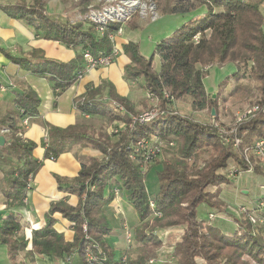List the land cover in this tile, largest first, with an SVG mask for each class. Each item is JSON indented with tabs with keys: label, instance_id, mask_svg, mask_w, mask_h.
<instances>
[{
	"label": "trees",
	"instance_id": "obj_1",
	"mask_svg": "<svg viewBox=\"0 0 264 264\" xmlns=\"http://www.w3.org/2000/svg\"><path fill=\"white\" fill-rule=\"evenodd\" d=\"M153 1L156 4L163 1L165 13L196 8L169 35L157 40L149 57L140 52L137 42L122 44V51L129 59L123 69L124 79L133 82L136 89L158 97L162 113L146 123H133L131 116L151 108L145 97L137 95L136 108L111 83L88 86L77 100L82 114L80 120L65 128L44 123L47 136L42 142L41 159L34 155L37 144L22 137L26 126L21 120L37 114L40 100L34 91L28 89L18 94L14 99L16 108L0 119V126L8 129L4 134L6 141L0 147V164L7 166L0 187L6 208L23 205L31 188L29 179L32 181L44 159H55L60 153L71 151L74 145L89 146L101 154L100 157L79 156L81 166L74 177L55 176L57 188L75 195L77 202L75 205H70L67 199L50 202L45 213L46 223L32 230L30 240L23 235L18 212L2 219L0 242L6 245L10 260H15L30 241L28 257L49 254L70 261L78 256L84 264H122L115 258V249L108 240L112 227L104 212L117 189L125 195L139 219L133 228L134 256L126 254L124 264H146L157 259L161 240L153 230L171 227L182 229L169 252L174 264H264V225L252 222L247 213L240 219L232 217L238 226L233 234L212 224L216 217L211 221L208 216L207 220L197 218L201 204L213 211L209 213L226 211L220 210L225 205L217 187L230 183L227 174L230 163L235 167L229 171L249 168L243 149L264 137V14L260 9L264 0ZM83 2L87 4L88 0ZM45 3L46 0H34L31 5L9 4L3 5L2 10L31 27L36 36L73 48L75 56L69 61H60L33 50L31 56L10 58L32 73L48 77L53 88L61 93L83 75L84 54L98 57L111 53L109 35L121 23L106 22L100 34L97 24L89 18L72 20L66 15L50 14L45 10ZM85 11L84 8L81 13ZM155 55L160 59L158 70L153 68ZM229 63L234 64L235 70L220 82L215 94L208 93L203 83L208 68ZM228 80L234 84L223 93ZM164 92L170 99L163 97ZM228 97L248 101L253 104L250 107L258 105L259 109H249L243 118L229 127L223 126V133L210 122L197 121L192 115L180 114L173 108V100L189 98L193 110L207 108L222 127L217 120L219 105ZM114 104L123 110H117ZM94 115L99 119L93 118ZM115 121L122 122L124 127L109 133L106 129ZM234 137L240 140L237 145L233 144ZM142 138H155L166 144L159 160L156 157L144 163L143 152L135 148V142ZM225 138H229L227 143ZM169 142L173 146H168ZM156 164L158 188L150 196L145 179L149 167ZM251 170L264 173L253 157ZM210 186L215 189H208ZM150 199L153 207L149 206ZM55 213L71 224V241H66L54 229ZM86 252L94 257L93 262L86 259Z\"/></svg>",
	"mask_w": 264,
	"mask_h": 264
},
{
	"label": "crops",
	"instance_id": "obj_2",
	"mask_svg": "<svg viewBox=\"0 0 264 264\" xmlns=\"http://www.w3.org/2000/svg\"><path fill=\"white\" fill-rule=\"evenodd\" d=\"M33 1L34 0H0V119L6 112L16 108L14 99L18 94L28 89L34 91L40 100L37 114L24 117L27 119L28 123L25 125L26 129L22 137L37 144L34 155L41 159L44 154L42 142L47 136L44 123L65 128L74 125L80 120L82 114L77 108V100L86 91L88 86L96 87L102 82L111 83L119 95L127 97L136 105V108H138V94L135 95L131 87V85L134 86V83H128L124 79L123 69L125 64L129 62V59L122 51V44L127 41L137 42L140 52L146 56L145 53L150 51L152 43L149 44L150 47H147L142 39V33L139 34V36L132 34V32H134L132 30L139 29V26H131L130 31L132 32L122 30L120 34L114 37L112 42V46L116 48L114 61L107 67L86 70L77 81L59 93L56 88H53V84L48 77L34 74L29 69L19 66L10 58V56H31L33 50L42 52L47 58L60 61H69L75 56L76 50L73 48L56 40L44 39L36 36L31 27L20 20L8 16L2 10L3 5L16 3L31 5ZM44 7L50 14L66 15L65 12L61 10L62 8L59 7L58 0H46ZM156 42L157 41H155V43ZM104 93H106V90ZM93 118L99 119L97 115H94ZM2 128L3 127L0 126V136L4 137V134L1 133ZM4 139L6 141L5 137ZM100 155L98 150L89 146L82 147L80 145H74L71 151L62 152L55 159H44L30 183L31 188L27 191L21 207L6 208L5 198L0 189V224L6 215L11 212H18L21 215L23 235L30 240L32 230L39 229L46 223L45 213L50 202L62 199H67L70 205H75L77 202V197L75 195L64 193L57 188L55 176L58 175L67 178L74 177L77 175L81 166L79 156L100 157ZM6 169L7 166L0 164V187L3 185L1 179ZM146 190L148 192L147 185ZM108 211L117 221V226H111L112 233L108 237L109 242L115 249V258L120 260L128 253L134 256L132 253V242L129 244L126 241L125 228H129V230L133 232V228L139 223L136 211L128 203L126 197L122 193L117 194L113 201L104 208L107 219L109 223H111L107 213ZM209 212L213 211L210 210ZM54 217L56 218L54 229L62 233L66 241H71L73 238L71 224L59 213H55ZM181 230L182 229L179 227H172V230H170L171 233L167 236L168 239L175 236V243L179 239ZM164 247L163 245L160 247L158 258L155 260L152 259V262H154L153 264L161 263V258L164 255L162 254ZM30 249L31 243L28 241L24 251H21L16 256L15 260L12 261L8 256L6 245L0 242V264H84L78 256L73 257L70 261L66 258H53L49 254L40 256L35 255L33 258L28 257L26 252ZM150 262L151 261H148L146 264H151Z\"/></svg>",
	"mask_w": 264,
	"mask_h": 264
},
{
	"label": "rangeland",
	"instance_id": "obj_3",
	"mask_svg": "<svg viewBox=\"0 0 264 264\" xmlns=\"http://www.w3.org/2000/svg\"><path fill=\"white\" fill-rule=\"evenodd\" d=\"M125 1L126 0H88L86 4L83 2V0H58L59 7L62 8L61 10L64 11L66 16H69L72 20H79L90 14H94L95 17L97 15L101 16L107 10L118 12V10H120V8L125 4ZM133 4L134 6L130 8L131 13L129 18L126 20L122 19L123 21L121 28L123 31H130L131 26H139V29L132 30L134 32H130H132L133 35L136 34V36H139V34L142 33V39L146 43L147 47H150L149 44L152 43L150 51L147 53L144 52L146 57H149L153 52L155 41H157V39L169 35L173 29H175L182 21L187 19L188 16H190L191 13L196 10V8H194L182 13H165L162 12L164 7L163 1L156 4L153 0H138L137 3ZM260 7L262 13L264 14V1L261 3ZM84 8L86 11L81 13V10ZM154 17L156 19L153 20ZM159 65L160 59L157 55H155L153 59L154 70H158ZM234 70L235 66L232 63L223 66L214 65L209 67L208 74L203 80L205 90L210 94H215L219 89L220 82L229 77V75ZM241 82H246V80ZM233 84V81L228 80V85L226 86L223 93L228 92ZM131 87L134 90L135 95L140 94L145 97L146 91L144 92L140 89H136L135 85H131ZM253 95H255L254 92ZM173 101V108L180 114L192 115L195 120L200 122L211 123L214 121L207 108L203 110H193L189 98H179ZM158 102L159 101H157V105ZM148 104L150 107L153 106V102L148 101ZM251 105L253 104H250L248 101H236L233 100L232 97H228L226 102L220 101L219 115L217 120L222 124V127H229L234 121L243 118L242 115H245V113L249 111ZM212 115H214V113ZM160 157L161 156L159 155L156 160H159ZM233 167H235L234 164L230 163L227 169V174L231 178L230 183H221L217 187L219 198L225 205V207L220 210L226 211H214L216 212L217 216L212 222V224L220 226L230 234H233L236 230H238V226L233 218L240 219L243 217V213H247V215L253 213L258 219L264 220V173L262 171L254 173L252 170H246L245 168L239 167L241 170L238 172V174L229 175L228 171ZM158 169L159 166L156 164L151 165L147 171L145 184L147 185L150 196H153L158 188L156 180V171ZM208 189L213 190L215 188L210 186ZM114 192L115 197L117 194L121 193V191H118L117 189H115ZM243 208L247 211H244ZM209 211L210 209L206 204H201L197 208V218L200 220H207ZM107 213L111 221V226H117V221L113 218L112 214L109 211ZM256 223L261 224L258 221H256ZM127 230H129V228H125V232ZM170 230H172V227L163 228L161 230H153V234H155L157 238L161 240V246H165L164 250L162 251V254L165 256L163 255L161 258L162 261L160 264L175 263L174 259L169 255V252L174 246L176 237L173 236V238L171 237L168 239L167 236L169 233H171ZM130 232L133 238V232ZM150 263L153 264L154 262Z\"/></svg>",
	"mask_w": 264,
	"mask_h": 264
},
{
	"label": "built area",
	"instance_id": "obj_4",
	"mask_svg": "<svg viewBox=\"0 0 264 264\" xmlns=\"http://www.w3.org/2000/svg\"><path fill=\"white\" fill-rule=\"evenodd\" d=\"M137 2H138V0H126L125 4L120 8V10H118V12H116V11L114 12L112 10H107L101 16L97 15L95 17L94 14H90V15H86L85 18H89L90 20L95 22L97 24L96 30L101 34L104 30V26H105L106 22L112 21V22H120L122 24L123 20L128 19L130 16V13H131L130 8L134 6L133 3H137ZM142 11H144V10H142ZM154 19H156V18L154 17L153 20ZM121 31H122V28L120 25L114 34L109 35L111 42H113L114 37L116 35L120 34ZM196 38H198V36H196ZM112 48L113 49H112L111 53L108 55H104V56L94 57L88 53L84 54L85 64H84L83 74L88 69L98 68V67H107L108 65H110L114 61L115 56H116V48H114V47H112ZM163 97L167 100L170 99V96L168 95L167 92H164ZM145 98L148 101L153 102V106L147 110H144V111L138 113L137 115L131 116L133 123L134 122L146 123V122L152 120L159 113L163 112L162 110L159 109V107L157 105L158 97L154 96L153 94H151L149 92H146ZM114 106L117 110H123V107L120 106L119 104H114ZM250 109H251V111L258 110L259 106L254 105ZM262 109L264 110V105H263ZM242 116L244 117L245 115H242ZM27 123H28V121L26 118H23L21 120V124L26 125ZM113 123L114 124H112L107 130L109 133L117 132L118 130H120L121 128L124 127V124L122 122L115 121ZM211 124L214 127L219 128V131H221L222 133L225 132L224 128L220 127L215 121H212ZM230 131H232V130H230ZM7 132H8L7 128L1 129V133L5 134ZM228 141H229V138L224 139V142L227 143ZM239 142H240V140L237 137H234L233 144L237 145ZM165 145H166L165 143H162L161 141H158L155 138L154 139L142 138V139H139L135 142L136 150L143 152L142 158H143L145 164L151 162L154 158L158 157L162 153V148ZM168 146H173V143L169 142ZM243 154H244V158H245L247 164L249 165V168H248L249 170L252 169V157H253V159H255L256 163L264 171V137H261V138L255 140L252 145L245 147L243 149ZM240 170H241V168H239V167L235 168V169L229 171V175L238 174V172ZM29 182L31 183L30 179H29ZM149 206H151V207L154 206V202L152 199L149 200ZM243 210L245 211L246 209L243 208ZM216 216H217L216 213H209L208 214L209 221L213 220ZM248 218L252 222L258 221L262 225H264V220L258 219L253 213L248 214ZM125 237H126L127 243L130 244L131 238H132V234H131L130 230H127L125 232ZM86 259L88 261H91V262H93L95 260L94 257L89 252H86ZM120 260H121L122 264H124L125 257H122ZM149 261L152 262V260H149ZM94 264H96V263H94Z\"/></svg>",
	"mask_w": 264,
	"mask_h": 264
},
{
	"label": "water",
	"instance_id": "obj_5",
	"mask_svg": "<svg viewBox=\"0 0 264 264\" xmlns=\"http://www.w3.org/2000/svg\"><path fill=\"white\" fill-rule=\"evenodd\" d=\"M213 96H214V95H213ZM211 113L213 114L214 111L211 110ZM4 141H5L4 137H3V136H0V145H1V146L4 144Z\"/></svg>",
	"mask_w": 264,
	"mask_h": 264
},
{
	"label": "bare ground",
	"instance_id": "obj_6",
	"mask_svg": "<svg viewBox=\"0 0 264 264\" xmlns=\"http://www.w3.org/2000/svg\"><path fill=\"white\" fill-rule=\"evenodd\" d=\"M140 3V2H139ZM141 8V7H140ZM144 8V7H143Z\"/></svg>",
	"mask_w": 264,
	"mask_h": 264
}]
</instances>
